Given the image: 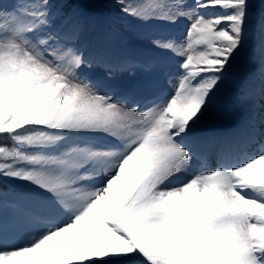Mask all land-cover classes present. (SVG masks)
Instances as JSON below:
<instances>
[{
  "label": "snow or ice",
  "instance_id": "obj_1",
  "mask_svg": "<svg viewBox=\"0 0 264 264\" xmlns=\"http://www.w3.org/2000/svg\"><path fill=\"white\" fill-rule=\"evenodd\" d=\"M114 6L144 25L184 20L186 32L137 34L159 53L138 63L112 51L113 33L86 38V5L0 0V183L12 186L0 190V264H264V140L241 154L239 142L198 131L244 48L253 5ZM260 30L262 71L246 96L258 98L264 124V10ZM136 67L145 93L160 77L170 92L117 93V73ZM256 123L253 113L250 142Z\"/></svg>",
  "mask_w": 264,
  "mask_h": 264
},
{
  "label": "rangeland",
  "instance_id": "obj_2",
  "mask_svg": "<svg viewBox=\"0 0 264 264\" xmlns=\"http://www.w3.org/2000/svg\"><path fill=\"white\" fill-rule=\"evenodd\" d=\"M4 2L10 4V3L15 2V0H4ZM58 2H71V3H79L82 5H86V7L80 9V11L85 16V36L87 39L93 42L96 39H99L102 37H101V34L99 33L100 25H98L96 22L94 23V20H92L91 15L87 11L89 8L91 9L95 8V9L102 11L108 17V20L112 21V26L114 27V29H116L117 31L119 30V32H121V30L122 31L126 30V26L123 25V23L126 24L127 22L129 23V21H131L129 18L122 17L119 14L117 8L114 6L116 3V0H96V1H93V0H77V1L58 0ZM187 2L191 3L192 0H187ZM252 2L253 0H250V3L253 5V9L251 12V19H254L256 18V16L254 13L255 12L254 4ZM186 24H187L186 21L181 20L176 25L170 24L169 26H167L166 23H164L163 26L153 25L152 28H150L148 31H145V32L152 34V35L162 36V37H175L176 39L180 40V39H183V36L186 32ZM252 27L253 28L255 27V23L252 24ZM249 33H250V29H248L247 27L246 33H245L244 48L241 54L236 59V62H239L240 59L243 60V62L247 61L248 65L244 64V74L243 75L237 76L239 73L243 71V68L236 74L230 73L228 80L225 82V84L221 86V90L217 93V96L214 99L213 105L205 113L204 117H202L199 125H204L206 123L212 125L208 127L209 129L208 131H217V130L220 131L222 127L221 126L219 127L218 123L222 124L223 122H225L224 117L236 118V114L238 110L244 109V112L247 110L246 111L247 115L245 114L243 116V118H245V123H246L245 125L247 126H248L249 117L253 113L259 114L260 112L258 98L256 101H253L251 98L246 96L247 90L253 85V83L258 84V77L262 71V56H261V52L259 48L260 44H258L259 46L255 47V52L259 51L257 52L256 55H254L255 53L254 54L250 53V55L246 56L248 51L252 49L251 43L248 42L249 39L247 37ZM126 34L127 33L122 34L123 39L124 37L126 38ZM259 36H261V33L259 34ZM148 50L149 51H147V53L140 54L136 50L127 51V50L120 49V51H117L116 54L127 52L129 55L133 56L136 60H138L137 58L138 56L139 57L143 56V57H140L141 59L143 58V62H146L152 59L153 57H156L159 55V53H155V52L150 54L149 52H152V51L149 48ZM167 63L170 69L176 68V61L174 59L169 57ZM234 69L238 70L237 66L232 67L231 70H234ZM257 70L259 71L257 72ZM255 73H257L256 76L250 77L252 74L254 75ZM232 78L233 80L231 81ZM145 80H146V74L144 73V71L141 68H133V69H130L128 72L117 73V75L114 78L113 87L116 92L118 91L128 92V93L136 95L137 98H142L144 95H148V96L153 95L157 97L159 96L158 93H159L160 87L165 86L166 88H172V85L168 83V79L166 77H160L156 81L155 87L150 92L145 93L142 87ZM124 87H129V89L124 88ZM214 120H218V123L212 122ZM257 120L259 124V126L257 125V129H258L257 131L259 133H262L264 131V124L260 123L259 116H257ZM237 136H240V135H237ZM213 137L214 135L211 138ZM214 139L220 140L218 139V137ZM262 140H264V138ZM80 143H81V146H83V142H80ZM216 145L218 144H214V146ZM210 149L213 150L214 153H217L220 147L218 148L216 146V147H211ZM11 187H12L11 185H5L3 183H0V190L2 191H8L11 189ZM26 240H27V236L24 233H21L17 239V243H24L26 242Z\"/></svg>",
  "mask_w": 264,
  "mask_h": 264
},
{
  "label": "trees",
  "instance_id": "obj_3",
  "mask_svg": "<svg viewBox=\"0 0 264 264\" xmlns=\"http://www.w3.org/2000/svg\"><path fill=\"white\" fill-rule=\"evenodd\" d=\"M93 1H96V0H93ZM254 4V9H255V16L256 18L254 19H251L249 25L252 26L253 23H256L257 21H260V14H261V11L264 10V5L261 4V0H253L252 2ZM106 16V15H105ZM108 18V17H107ZM109 21V20H108ZM110 24L112 23V21L110 20L109 21Z\"/></svg>",
  "mask_w": 264,
  "mask_h": 264
},
{
  "label": "bare ground",
  "instance_id": "obj_4",
  "mask_svg": "<svg viewBox=\"0 0 264 264\" xmlns=\"http://www.w3.org/2000/svg\"><path fill=\"white\" fill-rule=\"evenodd\" d=\"M174 63V62H173ZM173 65V64H172ZM175 65V64H174ZM238 135H240L241 137H244V138H246V137H248V132L246 133V132H244L243 133V131H241Z\"/></svg>",
  "mask_w": 264,
  "mask_h": 264
}]
</instances>
